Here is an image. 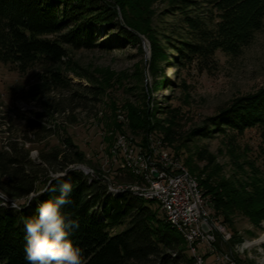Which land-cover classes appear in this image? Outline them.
I'll return each instance as SVG.
<instances>
[{"label": "rangeland", "instance_id": "374dc122", "mask_svg": "<svg viewBox=\"0 0 264 264\" xmlns=\"http://www.w3.org/2000/svg\"><path fill=\"white\" fill-rule=\"evenodd\" d=\"M118 1L125 13L113 4L114 14L105 12L107 20L91 24L93 48L65 46L67 53L55 63L0 60V129L10 126L9 134L20 141L28 133L32 143L24 146L33 160L40 150L61 148L69 139L84 154L82 165L113 186L138 183L111 164L117 159L121 164L116 142L126 136L129 145L141 147L142 158L159 159L163 151L198 184L244 191L260 199L264 210V130L224 122L236 100L264 89V26L226 50L217 35L220 13L210 0ZM52 72L59 73L55 81ZM85 87L96 89V99ZM26 119L52 133L37 134ZM7 138L0 131V144ZM53 173L63 172L53 169L48 176ZM152 208L163 217L155 204ZM254 220L242 211L230 216V224L223 223L228 241L215 232L213 253L197 247L202 256L208 253L202 264H219L224 255L230 260L225 264H264V242L244 247L264 234V212Z\"/></svg>", "mask_w": 264, "mask_h": 264}, {"label": "trees", "instance_id": "16d2710c", "mask_svg": "<svg viewBox=\"0 0 264 264\" xmlns=\"http://www.w3.org/2000/svg\"><path fill=\"white\" fill-rule=\"evenodd\" d=\"M96 2L98 8L95 10L92 7ZM210 2L220 13L217 35L226 50L246 42L264 26V0ZM118 3V0H0V60L18 64L38 60L55 63L67 53L65 46L93 48L96 34L93 23L104 20L105 12L114 14L113 4ZM121 8L125 13L126 7L121 5ZM251 10L253 16L248 18ZM122 31L130 36L129 32ZM191 51L194 55L200 53ZM55 76L59 73L52 72L51 80L55 81ZM85 89L96 99L95 88ZM235 103L226 113L224 122L242 129L258 125L264 130V89L241 97ZM35 115L43 117L40 113ZM26 120L27 126L36 129L37 134L52 133L51 128ZM3 125L0 117V127ZM10 129V126L7 130L0 129L8 135L0 144V195L3 196L0 198V264H28L24 224L37 215L39 203L60 195L56 182L49 183L52 178L48 173L53 169L67 173L64 178L73 185L69 197L71 203L64 206L62 212L79 222V228L72 229L69 238L82 250L87 264H196L183 236L166 221L162 211L163 217H159L152 208L155 204L160 209L157 202L144 200L128 190L109 191L103 174L85 175L79 169L72 170L76 168L69 166L82 164L85 158L69 139L61 148L40 150L37 161L33 160L30 150L24 146L32 143L28 133L20 141L9 134ZM132 129L144 131L139 125H132ZM118 171L120 175H126L128 182H135L133 178L141 182L140 177H134L126 170ZM226 186L199 182L215 220L230 224V216L238 211L251 220L264 212L258 205L260 199L245 196L241 190H229ZM53 187L57 188L55 192L51 191ZM6 200L13 201L16 207ZM116 227L122 229L112 232ZM215 246L218 247L217 243Z\"/></svg>", "mask_w": 264, "mask_h": 264}, {"label": "built area", "instance_id": "2783aa9c", "mask_svg": "<svg viewBox=\"0 0 264 264\" xmlns=\"http://www.w3.org/2000/svg\"><path fill=\"white\" fill-rule=\"evenodd\" d=\"M126 139V136L119 137L123 151L130 152L134 156L136 164H143L149 172L148 190L134 188L133 191L144 195H155L157 200H164V207H160V210L167 212L169 217H173L176 222L188 227V233L192 237V251L190 253L195 257L196 263L198 258H203L197 251L199 245H204L208 253L215 251V232L220 234V238L224 242L231 238V234L226 231L224 225L217 224V220L212 219L209 206L198 205L197 201L195 204H188V195L196 196L197 193L203 192L200 188H195L191 183H188L185 172H182L179 166L172 164V155L159 151V159H150L148 154L147 158H139L141 147L135 145L133 149H126ZM111 164L114 166L117 164L118 170H124L120 167L118 159L116 163ZM91 175L93 174L91 173ZM193 217H200V222L205 224V239H197L196 232L191 230ZM224 256L218 257L219 264L230 262L229 258Z\"/></svg>", "mask_w": 264, "mask_h": 264}, {"label": "clouds", "instance_id": "9594fccd", "mask_svg": "<svg viewBox=\"0 0 264 264\" xmlns=\"http://www.w3.org/2000/svg\"><path fill=\"white\" fill-rule=\"evenodd\" d=\"M66 175L52 174L49 183L56 182L60 195L39 203L37 215L25 221V259L28 264H87L82 250L69 238L71 230L79 228V222L62 212V208L71 203L69 197L73 191L71 182L64 178ZM56 190L51 188L53 192Z\"/></svg>", "mask_w": 264, "mask_h": 264}, {"label": "bare ground", "instance_id": "6f19581e", "mask_svg": "<svg viewBox=\"0 0 264 264\" xmlns=\"http://www.w3.org/2000/svg\"><path fill=\"white\" fill-rule=\"evenodd\" d=\"M120 137V136H119ZM119 137L117 138L116 142V148L117 150L122 153V161L120 164V167L124 168L123 171H128L132 173L134 176L140 177L141 182L140 183H127V184H122L119 186H113L111 183H107V188L109 186V191L112 192H122V191H130L133 192L137 197H140L144 200H153L157 202V204L160 207H164V200H157V196L155 195H144L140 192L133 191V189H140V190H148L149 188V172L143 164H136V160H134V156L130 154V152H125L123 151V148H121V142H119ZM134 146L129 145L126 141V149H133ZM115 148V149H116ZM141 154V153H140ZM139 154V158H142ZM142 155V154H141ZM172 164L179 166L180 170L182 172H185L186 180L188 183H191L195 188H200L199 184L197 181L191 177L192 175H189V173L180 165H178L175 161H172ZM84 174L85 173H92L89 168L86 170L82 171ZM140 180V179H139ZM196 201L198 202V205H203L207 206L208 200L207 198L203 195V193H197L195 195H188V204H195ZM164 213L166 221L174 227L186 240L190 251H192V237L188 233V227H186L184 224H180L179 222H176L173 217H169V214L165 211H162ZM221 224V223H218ZM191 230L196 232L197 239H205L206 237V226L204 223L200 222V217H193L191 220ZM261 242H264V234H262L258 239L253 240L251 242H247L244 244V247L250 246L252 244H260ZM197 264H202V258H198V263Z\"/></svg>", "mask_w": 264, "mask_h": 264}, {"label": "water", "instance_id": "95a60500", "mask_svg": "<svg viewBox=\"0 0 264 264\" xmlns=\"http://www.w3.org/2000/svg\"><path fill=\"white\" fill-rule=\"evenodd\" d=\"M74 168L79 169V170H81V171L87 169V167L83 166L82 164H77V166H75ZM0 198H1V197H0ZM12 205H13V207H14V206L16 207V205H15L14 203H13Z\"/></svg>", "mask_w": 264, "mask_h": 264}]
</instances>
